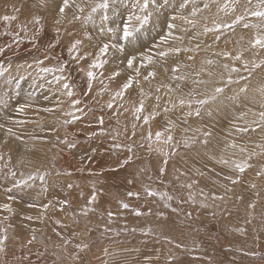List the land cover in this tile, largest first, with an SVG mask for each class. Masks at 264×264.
Instances as JSON below:
<instances>
[{
  "label": "rangeland",
  "instance_id": "obj_1",
  "mask_svg": "<svg viewBox=\"0 0 264 264\" xmlns=\"http://www.w3.org/2000/svg\"><path fill=\"white\" fill-rule=\"evenodd\" d=\"M179 2L170 0L169 5L161 9L159 19L154 16L139 34L138 43L145 46L144 50L159 44L160 34L167 31L165 18L176 15L175 35L184 39L182 42L170 40L169 45L194 47L199 43L200 50L197 53L181 52L170 56L162 65H154L157 70L155 81L149 84L141 80L140 85H134L123 101L124 108L129 111L120 109L122 114L118 117L115 109H107L105 105L119 80L110 83L109 92L103 96L96 95L100 84L94 81L92 94L80 97V107L87 115L65 124L64 121L71 117L63 115L64 112L72 111L77 116L81 113L69 107L67 98L56 91L58 86L49 83L52 74L43 73L40 68L68 62L65 75L70 74L77 89H83V74L69 57L70 37L66 34L78 31L80 25H69L67 19L56 24L55 11L40 8L38 0H0V17H18L10 22L0 19V65L8 69L0 76V124L4 125L0 128V156H3L0 160V206L5 203L11 206L10 212L0 207V237H8L4 251L0 252V264H264V175H257L264 173V131L259 127L255 131L251 128L247 132L237 131V127L259 121L258 113L264 111L259 91L264 86V67L253 69L251 75L242 70L241 74L248 79L239 85L225 87V96H233L244 84L249 90L246 96L241 93L240 101L235 104L221 97L222 110L211 121L207 117L203 121L189 118L188 124H184L180 118L186 109L179 107L166 115L161 109V115L150 119L148 124L143 120L134 121L131 113L129 97L136 99L139 87L151 93L145 101L143 115L152 111L157 84L171 82L170 70L177 62L192 63L187 61L188 55L195 56V68H199L202 60L216 61L208 67L216 73L223 72L225 78L228 74L222 65L231 66L233 61L216 53L229 51L235 55L243 52V59L249 62L250 68L253 61L264 60V49L251 47L256 36L264 34V20L249 15L246 17L249 25L262 27L244 28V22H241L232 29H222L220 40L215 42L216 33H204L205 27L213 28L215 23L230 24L235 15L243 11L244 0L236 6V13L218 11V4L222 6L226 0H217V3L195 0L201 9L195 17L190 15L191 3L181 10ZM205 3L209 4L208 8H204ZM258 3L259 0H251L249 6L255 8ZM13 6L19 12H15ZM66 11L70 18L72 9ZM181 15L195 19L196 27L180 20ZM33 16L42 17V27L29 23ZM24 24L27 31L21 30ZM57 28L61 30L59 35ZM182 28L188 31H180ZM194 33L200 35L190 40ZM50 44L55 47L49 48ZM45 54L50 59H46ZM37 60H43V64L38 66ZM236 66L240 67V63L236 62ZM113 67V64L106 65L101 79L107 77ZM164 67L169 68L168 73L164 72ZM192 72V67H184L177 75ZM232 75L237 78V74ZM202 78L209 79L207 76ZM17 80L19 89L16 88ZM105 83L109 82L105 79ZM187 83L191 86L190 80ZM214 86V83L201 85L199 90ZM186 91L188 88L184 87L172 94V100L177 101V96ZM77 95H80L79 91ZM160 95L162 102L168 99L163 88ZM58 99L63 101L60 107H57ZM24 103L30 107L18 111L19 105ZM101 116L104 117L102 126L98 123ZM169 119L175 123L171 129L173 144H179L174 149L175 155L169 157L165 175L159 177L158 168L163 166L164 153L173 148L164 143L163 138L157 142L155 132L162 131ZM133 123L137 124L135 136L132 135ZM186 127L190 128L188 132L183 131ZM8 128L15 135L8 133ZM196 128L213 131L207 148L199 142L203 137L194 131ZM149 130L153 133L151 140L146 138ZM190 136H195L197 141L186 148L183 140ZM65 138L74 142L75 147L69 148L63 143ZM233 142L236 147H225ZM130 143L133 144L132 152L114 147L115 144ZM242 147L247 151L242 152ZM128 156H132L129 164L118 163ZM221 157L228 160L229 165L220 163ZM245 160L252 167L243 173L231 164ZM37 171L47 173L44 181L28 180L27 186L13 188L15 181L26 180ZM12 172L16 175H11ZM224 175L239 177V182L233 184L224 179ZM193 180L197 183L191 189L181 187ZM145 186L166 191L174 199L165 202L159 197H149L144 191ZM6 188L13 190L7 193ZM129 191L139 192V198L129 197ZM93 192L96 199L90 202ZM189 192L195 202L189 199ZM213 193L224 199L213 200ZM8 196L14 198L10 200ZM65 200L68 204L61 205L60 202ZM120 201L130 207L122 208ZM202 203L207 207H201ZM61 207L64 211H60ZM136 209L143 214L137 216ZM109 211L113 213L111 218ZM57 220L67 227L57 225ZM149 227L152 233L146 235ZM57 232L71 241L67 247ZM76 244H86L87 248L81 251ZM169 257H172L171 261Z\"/></svg>",
  "mask_w": 264,
  "mask_h": 264
},
{
  "label": "snow or ice",
  "instance_id": "obj_2",
  "mask_svg": "<svg viewBox=\"0 0 264 264\" xmlns=\"http://www.w3.org/2000/svg\"><path fill=\"white\" fill-rule=\"evenodd\" d=\"M212 2L217 3V0H212ZM170 3V0H38V4L40 8H47L49 10H54L56 14V24H61L65 19L69 25H74L78 23L80 25V29L66 32V34L70 37V42L67 47V52L71 61L76 62L78 65V71L82 73V79L84 83L83 89H77L76 82L71 78V75H65L66 68L68 62L58 63L53 67H42L40 71L43 73L52 74V80L49 81L50 84H55L58 86L56 91L60 96H64L67 98L69 107L75 109V112L81 113L80 116H77L72 111L64 112L63 115L71 117V120H65L64 123H73L83 116L87 115L83 108L80 107L82 100L81 96L91 95L93 91L94 81H98L100 84L99 90L96 92V95L103 96L105 93L109 92V85L112 82H116L117 86L114 90L111 91L109 99L106 101L107 109H115V115L118 117L122 113L120 109H124V111H129V109L124 108L123 101L125 100L126 94L129 93V90L134 87V85H140L141 80L151 84L155 81L157 76V70L154 65H162L166 63L167 59L172 55H178L181 52L185 53H197L200 50V44L197 43L194 47H180V46H172L169 45V41H180L182 42L184 37L180 35H175V31L177 29V25L174 23L178 18L176 15L171 17H166L164 21V27L167 31H162V34L159 36V44H154L153 48L144 50L145 46L139 44V34L145 29V26L152 21L155 16L156 19H159L161 9L167 7ZM191 3L193 5L190 15L195 17L201 9L196 6L195 0H180L178 3L179 9H185L188 4ZM241 5V0H226V2L221 6L218 4V11H223L225 13L231 12L236 13V6ZM251 0H244V4L241 5L243 11L239 15H235V19L232 22L226 23H215L213 28H204V33L214 32L216 33L214 37V42L219 41L222 35V29L228 28L232 29L235 25L243 23L244 28H261V25L252 24L246 22L247 16L257 17L261 20H264V0H259V3L255 8L250 7ZM209 4L205 3L204 8H208ZM72 9L71 17L68 18V12L66 10ZM87 9V10H86ZM13 10L15 12H19L18 8L13 6ZM0 19L4 21H14L17 20L18 17L16 15H4L0 17ZM40 16H33L32 20L29 23H34L35 25H41ZM179 19L182 20L185 24L190 25L192 28H195L197 25V21L195 19H189L187 16H179ZM155 27V25H153ZM21 30L27 31V25H21ZM39 30V29H37ZM60 28L56 29L57 34L60 33ZM180 31L187 32V28H182ZM200 33H194L193 37L189 39H193L196 36H199ZM35 39V37H33ZM87 41V43H85ZM161 45H169L167 48H162ZM55 45L50 44L49 48H53ZM207 47H211V45H207ZM252 48L264 49V34L257 35L254 41L251 42ZM89 49H94L91 51ZM2 51V49H0ZM216 55H222L224 58H227L233 61V64L230 66L225 63L222 65L224 72L228 75L225 78L224 73H216L212 70L211 67L216 63V61L212 59H205L200 62L199 68L193 67L195 64V56L188 55L187 61L192 63L185 64L177 62L173 67H171V75L169 76L170 83H158L155 88V97L154 104L152 105V111L148 115H143L146 111L145 101L149 98L151 93L145 92L143 87H139L137 92L136 99H130L131 102V113L134 117V121L143 120L144 124H148L150 119H156V117L161 115V109L163 113L166 115L170 111L179 107L183 111V115L180 118L184 124H188L189 118H199L200 121H203L206 117L209 121L213 119L215 115H217L222 110L221 97L232 102L237 103L241 99V93H248V85L244 84L239 88V91L235 93L233 96H225V87L231 84L239 85L242 80H247L248 77L241 74L242 70L248 72L251 75L253 69L264 67V60H261L259 63L253 61L251 63V68L249 67V62L243 59V52H237L233 55L229 51H224L222 53H216ZM46 59H50V57L45 54ZM236 62L240 63V67L236 66ZM37 65L43 64V60H37ZM113 64L111 70L108 71L107 77H104L105 66ZM31 67V65H29ZM184 67H192L193 72L191 74H180L177 73L181 68ZM143 70V71H142ZM8 71L3 65H0V76H4ZM164 72L168 73L169 68L164 67ZM146 73V74H145ZM232 74H237V78H233ZM123 76V79H120ZM202 76H207L209 79H203ZM213 77H218L213 80ZM19 79H23L20 77ZM105 79L109 83H105ZM190 80L191 86L188 85V81ZM10 82V81H9ZM210 83H214L216 86L212 88H205L203 91H200L201 85H208ZM174 85V86H173ZM187 87L188 91L181 92L180 95L177 96V101L172 100V94L180 92L182 88ZM16 88H20L19 80L16 82ZM165 89L168 93V99L162 102V97L160 95L161 89ZM79 91L80 95H77ZM261 93V106L264 107V86L259 89ZM17 95L19 92L17 91ZM31 95V94H30ZM63 104L62 100H57V107ZM171 105V107H169ZM30 107L29 104L24 103L20 104L18 111L23 112L25 108ZM44 111H51L50 109H44ZM91 111V109H89ZM259 121H252V124L247 127L239 128L237 127V131L239 132H247L249 128L252 131L256 130V127H259L261 131H264V111H260L258 113ZM98 123L102 126L104 124V117L101 116L98 119ZM117 123L119 120L117 119ZM252 125H255L253 127ZM4 125L0 124V128H3ZM137 127L136 123H133V132L132 135L135 136V129ZM175 127V123L170 119L167 121L166 126L162 131L155 132V139L157 142L161 141L163 138V142L172 146L173 151L169 153H164L163 166L158 168L159 177H163L166 173V166L169 163V157L171 155H175V147L178 146L179 142L173 144L174 137L171 134V129ZM190 128H184V132H188ZM194 131L199 132L203 139L199 142L207 148L211 143V138L213 136V131L203 130L201 128H196ZM7 132L12 133V129L8 128ZM165 133L167 135L165 136ZM92 135H96L92 133ZM153 137V133L149 130L147 134V139L151 140ZM197 138L195 136L185 137L183 140L184 147L190 148L194 143H196ZM63 143L67 144L69 148L75 147L74 142H69L67 138L63 141ZM115 148H126L128 152H132L133 144L121 145L115 144ZM225 147H236L235 143H231L230 145H225ZM257 147H261V145H257ZM151 148V145H149ZM242 152L247 151L245 148L240 149ZM251 155L249 159H251ZM3 159V156H0V160ZM132 161V156L126 157L122 162L118 161V163H122V165H127ZM220 163L224 165H229V161L220 158ZM232 166L239 173L245 172L246 168L252 167L246 160L245 161H232ZM140 171H144L141 169ZM179 171V169H177ZM11 175L15 176L14 172ZM181 175H186V173H181ZM202 176L203 173H200ZM220 175V174H217ZM257 175H264V173H257ZM47 176V173L41 174L39 171L36 173L30 174L26 180L15 181L13 183V188H20L22 185L27 186L28 180L39 179L44 181ZM158 177V178H159ZM226 180L231 181V183L236 184L239 182V177L233 178L230 175H224L223 177ZM179 179V176L176 177ZM132 181L130 180L129 183ZM197 183L196 180H193L191 183L181 184V187H186L191 189L193 184ZM71 187V185H69ZM255 187V185H253ZM12 188H6L5 191L7 193L12 192ZM230 190V189H229ZM144 191L149 197H159L160 200L165 202L171 201L174 199L172 195H170L166 191H156L148 186L144 187ZM201 194H203V189H201ZM129 197L136 196L139 198V192L129 191L127 193ZM14 197L8 196V199H13ZM213 200L215 199H224V197H217L214 193L212 195ZM96 199L95 192L90 197V202H94ZM189 199L195 202V198L191 192H189ZM61 205H67L68 201H61ZM32 205H30L31 207ZM120 206L124 209H128L130 205L123 201H120ZM166 206H168L166 204ZM2 207L6 211H11V206L7 203L3 204ZM44 207H48L45 205ZM201 207H207L206 204H201ZM249 207H255V205H249ZM175 210V209H173ZM60 211H64L63 207L60 208ZM135 214L137 216L142 215L143 213L139 210H135ZM151 214V213H149ZM113 213L111 211L108 212L109 218H111ZM159 215H163V213H159ZM31 219V217H28ZM57 225L61 227H67L63 225L60 220L56 221ZM143 231V230H142ZM152 229L149 227L145 234H151ZM57 235L61 237L64 242V246L67 247L71 241L62 236L61 233L57 232ZM8 239L7 235L0 237V252L4 251V243ZM35 237H32L34 240ZM32 240L28 242L31 243ZM180 245H177L179 247ZM75 247L81 251L84 248H87V245L76 244ZM169 260H172V257H169Z\"/></svg>",
  "mask_w": 264,
  "mask_h": 264
},
{
  "label": "bare ground",
  "instance_id": "obj_3",
  "mask_svg": "<svg viewBox=\"0 0 264 264\" xmlns=\"http://www.w3.org/2000/svg\"><path fill=\"white\" fill-rule=\"evenodd\" d=\"M88 256H89V255H88ZM92 256L94 257V255H92ZM96 256H97V255H96ZM90 257H91V256H90ZM90 257H89V258H90Z\"/></svg>",
  "mask_w": 264,
  "mask_h": 264
}]
</instances>
